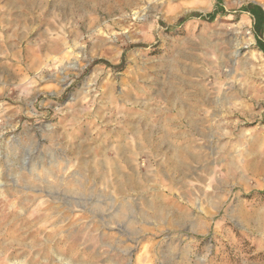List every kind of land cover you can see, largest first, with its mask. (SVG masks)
Listing matches in <instances>:
<instances>
[{"label": "rangeland", "instance_id": "rangeland-1", "mask_svg": "<svg viewBox=\"0 0 264 264\" xmlns=\"http://www.w3.org/2000/svg\"><path fill=\"white\" fill-rule=\"evenodd\" d=\"M133 2L78 0L66 17L46 1L10 38L15 60L0 56L14 74L0 73V264H264V32L242 13L264 0ZM157 97L194 110L191 131L170 113L190 149L168 177L143 138Z\"/></svg>", "mask_w": 264, "mask_h": 264}, {"label": "crops", "instance_id": "crops-1", "mask_svg": "<svg viewBox=\"0 0 264 264\" xmlns=\"http://www.w3.org/2000/svg\"><path fill=\"white\" fill-rule=\"evenodd\" d=\"M221 1L222 0L218 1V3L221 4L222 3ZM0 6L2 7L1 12H0V22L3 23V25H4L2 33L6 34L5 42H1L0 43V56L4 55V56L7 57L6 59L11 57L12 60L13 59L15 60V57L18 54L15 52L14 41H11L10 38H13L14 33H15L13 28H14V24H15L16 6L20 7V0H0ZM254 6H257V7L261 8L264 11V8L260 4L252 3V4H248V5L244 6V7H242V13H244V15H246L247 17L251 18V20L253 21L254 29H255V27H256L255 26V18L250 12H248L246 10L247 8L249 9V8L254 7ZM216 10H219V8L216 9ZM216 10H214V11H216ZM244 10H246V11H244ZM219 14H220V11L217 14V16ZM217 16H216V18H217ZM45 32H46L45 34H42L43 36L47 35V31H45ZM263 32H264V29H263L261 34H263ZM9 36H12V37H9ZM256 37H257V35H256ZM259 37L260 38L257 37V40L258 39L259 40L256 42V46H257V49L264 54V52L258 46V43H262L263 46H264V41L262 40L261 35H259ZM56 39H58V38H56ZM53 43H54L53 47H54L55 51H57L56 48L59 49V48L62 47V46L58 47L59 45L57 43H55L54 41H53ZM45 46L46 45H44L42 47H45ZM47 49H48V46H46V49L43 50V51L40 48V60L41 61H48L50 59V57H51L50 53L49 52L46 53ZM13 52H14V54L16 53V56L13 54ZM2 60L3 59L1 57L0 61L2 62ZM8 66L9 65L7 63L6 66L0 67V73L1 74L5 73L8 78H13L14 74L10 73L8 71L9 70ZM56 98H58V97H54L53 99H56ZM132 98L133 97H128V99H132ZM157 98L160 99V101H162V103L165 104V106L164 107L162 106L161 108H158L156 111H154L155 114H157L158 117H159V121L157 122L158 123L157 125H155L154 123L148 122V121L142 122L145 125L146 130H148L147 132L143 133V136H144L143 138L145 140L146 146L150 149L151 155L156 159L155 163H156V165L158 167L157 168V172L159 174L162 173L163 175L168 177L169 175H177V174H180V173L184 172V169H183V171L182 170H178L177 173H176V171H174L173 168H172L174 164L168 162L169 157H172L173 155H177L178 156L177 158L179 159L178 160L175 157V159L178 160L177 164L182 165L184 167L186 165H189V161H185L186 157H183V155L185 154V149L186 148H187L186 150H188V148L190 149V146H185L184 145L185 141L190 140V136H188L187 132H184V131L180 132L182 126H177V127L176 126L175 127L168 126L171 123L172 124L175 123V121H172L170 119L171 118L170 113L171 112L172 113L175 112L176 117H178V118H183V117L186 116L188 118V123H187L186 126L191 131L190 128H192L194 125H193V121L190 120V117L194 113V110L192 109V107H190V106L187 107L185 105L184 97H179V98L178 97L177 98H175V97L173 98L172 97L173 100H177L178 101V102L174 101V103H173V100L170 97H157ZM203 98H205V97H203ZM210 100L214 101L213 99H210ZM203 101H204V99H203ZM38 102L40 104L42 103L43 105H47V104L50 105V101L49 100H40ZM136 103H137V100L132 101L131 104L135 106ZM205 104H206V102H205ZM148 111L153 112V110H148ZM190 121H192V125L189 124ZM130 123H133V122H128L129 127H130ZM134 125H135L134 129H132L130 127V129L133 132L138 130L136 128V124L135 123H134ZM190 131H188V132H190ZM119 144H120V148L121 147L123 148L122 143H119ZM138 147L140 148L139 144H138ZM166 149H171V151H167ZM177 150H178V152H177ZM116 176H117V172H116ZM153 178H155V176ZM128 179L132 180L131 177H128Z\"/></svg>", "mask_w": 264, "mask_h": 264}, {"label": "bare ground", "instance_id": "bare-ground-1", "mask_svg": "<svg viewBox=\"0 0 264 264\" xmlns=\"http://www.w3.org/2000/svg\"><path fill=\"white\" fill-rule=\"evenodd\" d=\"M46 1H49L51 3V9L49 11H52L53 10V11L56 12V10H58L59 8H61L62 11H65V15L67 17V16H69V8H70V5L77 4V1L78 0H52V1H50V0H21L20 1V7H24L27 10H25L24 12L21 11L19 14H17L15 16V22H17V24H14V28H13L14 32L15 33H19L21 30L27 31L28 34H32L33 32H35V30H37L36 26H34V25H32V26H28V25L27 26H23V23H24V21H31V22L32 21H37V20H40V18L42 16L44 17V15H48L49 11L47 13L46 12L45 13L44 12L42 13V11L39 9L43 5V3L46 2ZM108 1H110V0H108ZM133 1H137V0H120V2H121L122 5L118 4V6H119L118 8L117 7H114V6L112 8H115V9L117 8V10L120 9V11H121L122 9H124L125 6L128 7V6L135 5V2H133ZM89 6H90V3H89ZM83 7L81 9H83ZM77 9L80 10L79 8H77ZM105 9L108 12L110 11V7L108 5L106 6ZM39 12H40V14H39ZM258 54H260V52L259 53L252 54V56L254 58H257V59H262V57H260ZM170 98L172 99V97H170ZM175 98H177V97H175ZM203 99L206 102V104H216V106L218 105L217 109H220V108L223 107V105H225V104L222 105V99L223 98L222 99L215 100V101L210 100L211 98L209 99L208 97H205ZM174 101H177V100H173V103H174ZM223 102L225 103V101H223ZM227 103H228V101H227ZM189 124L192 125V121ZM177 152H178V150H177ZM186 154L189 155L190 157H199L198 156L199 154H194L192 151L191 152L190 151H186ZM175 157L177 158L178 156L177 155H173L172 157H169L168 162L174 164L172 168L177 173L178 170H182L183 171V166L177 164L179 159L177 158L178 160H176ZM130 213H131V206L129 204H127V203H123V205L121 207L117 208V210L115 211L114 215H115L116 219L119 218V220H125L127 218L128 219V222L131 223V221L129 220L130 219L129 218ZM153 216L156 219V221H162L164 219V214H163L162 210L160 209L159 205H157V204L154 205V208H153ZM147 218H148V216L142 215L141 220L142 221H146Z\"/></svg>", "mask_w": 264, "mask_h": 264}, {"label": "trees", "instance_id": "trees-1", "mask_svg": "<svg viewBox=\"0 0 264 264\" xmlns=\"http://www.w3.org/2000/svg\"><path fill=\"white\" fill-rule=\"evenodd\" d=\"M218 1H220V0H218ZM246 10L248 12H250L254 16V18H255V26H257L258 23H261V30L263 31V29H264V11L261 8L257 7V6H254V7L249 8V9L247 8ZM246 10H244V11H246ZM218 13H219V10H216L213 13L208 14L206 16H202V15H195V16H197L199 18H202V19H205V20H207L209 22H212V21L215 20V18H216ZM258 46L264 52L263 44L262 43H258Z\"/></svg>", "mask_w": 264, "mask_h": 264}]
</instances>
